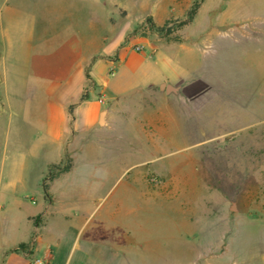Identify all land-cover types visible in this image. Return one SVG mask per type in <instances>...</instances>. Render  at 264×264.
Wrapping results in <instances>:
<instances>
[{
	"label": "rangeland",
	"instance_id": "1",
	"mask_svg": "<svg viewBox=\"0 0 264 264\" xmlns=\"http://www.w3.org/2000/svg\"><path fill=\"white\" fill-rule=\"evenodd\" d=\"M197 1L184 17L165 22H171L169 35L156 29L164 24L156 26L152 16L134 15L125 39L134 50L130 61L139 64L144 55L162 48L173 57H182V47L192 49L187 62L192 77L167 101L162 125L154 98L137 90L131 95L135 102L126 112L131 121L123 133L117 130L124 141L117 142L106 183L87 203L66 204L54 217L53 223L64 227L61 249L54 251L60 259L76 244L73 262L83 264L80 252L90 237L94 251L104 242L154 250L158 264H264V30L263 37L242 36V21L232 34L226 20L201 18L198 33L180 27ZM260 1L252 9L259 20L264 17ZM96 3L90 2L91 21ZM149 17L153 29L146 25ZM209 23L218 25L209 28ZM258 40L262 45L257 46ZM3 143L0 136V164ZM65 159L61 167L72 165ZM5 197L6 202L0 201V244H12L20 236L11 239L12 225L5 218L16 220L20 233L22 215L35 207L28 201L21 205L11 194ZM85 220L83 233L75 238ZM103 262L100 254L92 261Z\"/></svg>",
	"mask_w": 264,
	"mask_h": 264
},
{
	"label": "crops",
	"instance_id": "2",
	"mask_svg": "<svg viewBox=\"0 0 264 264\" xmlns=\"http://www.w3.org/2000/svg\"><path fill=\"white\" fill-rule=\"evenodd\" d=\"M194 1L98 0L91 21V0H0V136L6 148L0 164V201L6 202L11 194L21 205L28 201L35 207L22 215L25 227L20 233L16 220L5 218L12 225L11 239L20 238L0 244V264H82L73 262L76 244L63 259L54 252L61 249L64 236V227L53 223L54 217L66 204L87 203L106 183L120 139L117 130L123 133L131 121L126 115L135 102L131 95L137 90L154 98L160 124L167 101L192 77L187 63L192 49L182 47V57H173L162 48L133 63L126 33L135 24L134 15L152 16L155 25L162 26L170 17H184ZM258 4L262 2L203 0L185 27L198 33L199 18L221 19L232 25L233 34L242 21V36L263 37L264 17L259 20L252 13ZM217 25L209 23V28ZM111 68L115 74L108 77ZM86 73L93 85L89 97L81 100ZM167 86L177 91L167 92ZM142 104L137 101L138 111ZM66 157L72 161L69 171L58 175L45 195L42 187L49 167ZM85 223L79 224L75 238ZM21 244L30 247L21 252ZM94 244L89 237L82 246L81 257L87 260L83 264H94L97 254L104 261L99 264H158L154 250L104 242L94 251Z\"/></svg>",
	"mask_w": 264,
	"mask_h": 264
},
{
	"label": "trees",
	"instance_id": "3",
	"mask_svg": "<svg viewBox=\"0 0 264 264\" xmlns=\"http://www.w3.org/2000/svg\"><path fill=\"white\" fill-rule=\"evenodd\" d=\"M202 2V0H199L197 2H195V5H193V9L190 11L188 17H187V21L185 22H182L179 26L182 27V26H185L188 24V22H190L193 18V15L195 13V8L196 6L198 5L199 2ZM171 23L170 21H168L166 24H164L162 27H157L156 29L161 32V33H165L166 35H169L171 33V28H167V25ZM149 26V28L153 29L155 28V25L154 23H152V19L149 17L147 19V24ZM86 79H87V83L84 87V93L82 94L81 96V100H84V99H87L89 96H88V92L90 90V88L92 87L93 85V81H91L88 73H86ZM66 160V159H65ZM71 167V164H68L64 167H61V164L57 165V166H51L49 167L48 169V172H47V176L49 177H46V180L48 181L46 184H44V186L42 187L43 188V192L46 194L48 192V187L50 186V183L53 182L56 177L62 173H65V172H68L69 169ZM30 247V244H21L19 245V247L17 248V250L21 251V252H25L29 249Z\"/></svg>",
	"mask_w": 264,
	"mask_h": 264
},
{
	"label": "built area",
	"instance_id": "4",
	"mask_svg": "<svg viewBox=\"0 0 264 264\" xmlns=\"http://www.w3.org/2000/svg\"><path fill=\"white\" fill-rule=\"evenodd\" d=\"M114 74H115L114 68H111V69H109V71L107 73V76L108 77H113ZM99 103H101V104L104 103V100L102 98H99ZM36 264H44V263L41 262V261H38V262H36Z\"/></svg>",
	"mask_w": 264,
	"mask_h": 264
},
{
	"label": "water",
	"instance_id": "5",
	"mask_svg": "<svg viewBox=\"0 0 264 264\" xmlns=\"http://www.w3.org/2000/svg\"><path fill=\"white\" fill-rule=\"evenodd\" d=\"M165 90H166L167 92H171V91H175V88H174L173 86H167V87L165 88Z\"/></svg>",
	"mask_w": 264,
	"mask_h": 264
}]
</instances>
